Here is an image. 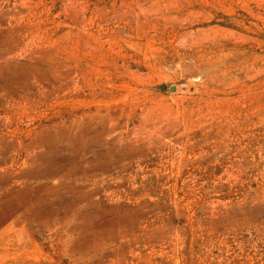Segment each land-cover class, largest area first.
<instances>
[{"label":"rangeland","instance_id":"rangeland-1","mask_svg":"<svg viewBox=\"0 0 264 264\" xmlns=\"http://www.w3.org/2000/svg\"><path fill=\"white\" fill-rule=\"evenodd\" d=\"M0 264H264V0H0Z\"/></svg>","mask_w":264,"mask_h":264}]
</instances>
